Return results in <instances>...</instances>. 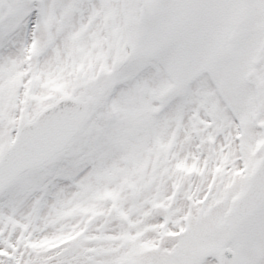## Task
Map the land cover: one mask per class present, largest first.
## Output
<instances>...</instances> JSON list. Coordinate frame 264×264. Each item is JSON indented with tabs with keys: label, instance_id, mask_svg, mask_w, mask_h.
Segmentation results:
<instances>
[{
	"label": "snow or ice",
	"instance_id": "snow-or-ice-1",
	"mask_svg": "<svg viewBox=\"0 0 264 264\" xmlns=\"http://www.w3.org/2000/svg\"><path fill=\"white\" fill-rule=\"evenodd\" d=\"M0 264H264V0H0Z\"/></svg>",
	"mask_w": 264,
	"mask_h": 264
}]
</instances>
